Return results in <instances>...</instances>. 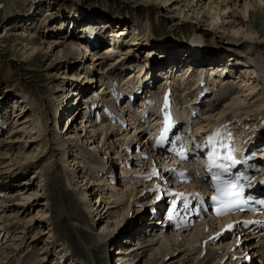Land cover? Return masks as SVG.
Segmentation results:
<instances>
[{
    "label": "bare ground",
    "instance_id": "bare-ground-1",
    "mask_svg": "<svg viewBox=\"0 0 264 264\" xmlns=\"http://www.w3.org/2000/svg\"><path fill=\"white\" fill-rule=\"evenodd\" d=\"M90 2L0 0V57L12 53L10 68L28 64L49 81L31 98L22 94L26 81L19 92L0 87V264H110L113 247L115 264H264V227L243 215L211 218L198 164L177 179L175 157L143 135L168 98L200 150L213 142L257 152L249 166H260L253 175L262 184L243 197L264 195V0H144L133 7L144 20L134 22L85 14L92 5H79ZM162 8L183 18H164ZM152 16L193 32L188 47L175 36L150 41ZM191 16L224 21L238 40L210 45ZM130 212L145 213L113 238Z\"/></svg>",
    "mask_w": 264,
    "mask_h": 264
},
{
    "label": "rangeland",
    "instance_id": "rangeland-1",
    "mask_svg": "<svg viewBox=\"0 0 264 264\" xmlns=\"http://www.w3.org/2000/svg\"><path fill=\"white\" fill-rule=\"evenodd\" d=\"M105 1L106 0H91V2L89 4L79 5V6L81 8L82 7L85 8L87 5H92L90 8L89 7H86V10H84V11H85V14H87V8H88V10L92 13V16H95V17H102L103 14H106V13L109 12L108 14L110 16H107L106 19L108 17L113 18V19L118 18V17H121L123 20H127L129 22H134L136 20L137 16H138V17H142V19L144 20V17H145L144 13L140 12L137 15V13L134 12L135 10L133 8V7H137L138 5H143V4H141V2H143L144 0H126L127 2L125 3V6H123V5H116V4L114 6H112V5L111 6H107L105 4ZM110 1H113V0H110ZM233 5L234 4H232L231 7L233 9H235V7ZM143 10H144V8H143ZM4 12L5 11L1 8L0 9V19L2 18ZM162 14H165L166 17L164 16V18H167V17H174V19H176V18L178 19V17H180V19L183 18V16L177 15L175 13H169L168 12L166 14V12H164V9L163 8H162ZM189 19L190 20L187 21V23L192 24L191 26H193V25L198 26L199 25L201 28H203L204 31H205V33L199 34V35L205 37L206 40H207V42L210 45L211 44L215 45L216 48L221 47L222 44H225L224 42H231V40L232 41L238 40L237 37H234L233 38V36H235V35L232 34L229 25L224 24V21H222V20H215V18L214 19L213 18L212 19H209L207 17H204V18L203 17L196 18L194 16L193 17L191 16ZM216 21H218V22H216ZM151 22L154 24V27H155L154 33L157 35V37H155L153 39L150 38V41H152L153 43H156V44L157 43L158 44H160V43H169L171 41H175L174 39H172L173 36H175L176 37V40H177V43L176 44H177V46L180 49H184V48L188 47V45H189V41L188 40H190L191 35H193L191 33H193V32H190L189 34L188 33L185 34V32H184L185 30L180 31V32H175L174 30H172L170 28L169 25H167V21H165L164 19H158L155 16H152ZM3 25H5V24H1L0 25V30H1V28H2ZM145 26L148 27L147 25H145ZM122 31L125 32V33L126 32L128 33L127 30H122ZM211 33L216 34V37L209 36ZM114 40H117V39L114 37ZM103 46H105V45H103ZM125 46H127V49L133 50L134 52L137 51V53L142 50V49L139 48V45H137V44L136 45L135 44L134 45L133 44H129V45H125ZM156 46H158V45H156ZM224 47H227V46L224 45ZM100 48H102V47H100ZM121 48H120V50H121ZM100 50L101 49L97 48L96 51L99 52ZM120 50H119V47H118L117 51H120ZM156 52H159V47L156 48ZM120 53H123V52L120 51ZM8 54H6L5 57H2V58L0 57V87L3 88L5 86H9L10 88L15 89L18 86L20 88H18V89L16 88L17 89L16 91L19 92V91H21L20 89L23 88V86L21 85V82H24L25 83V81H26L25 84L28 83L29 87H27V88L24 87L23 88V90H22L23 91L22 92L23 95L28 96L30 98L31 97H34L35 94L38 95V97L39 96H42V94L40 92H45V89H44L43 86H45L46 83L48 84V82H49L47 79H45V76H44L43 72L41 70H40L41 72L39 70L37 71L33 67H30L28 64H24L22 70H18L17 68H14V69L10 68L11 67L10 65L13 64V63H15V61H11V59H13L12 53H8ZM242 54H243V52L240 55H242ZM108 58H110V56ZM113 58L114 57H112V59ZM115 60H114V62H115ZM147 60L150 61V59H147ZM114 62H113V64H114ZM30 69H32V70H30ZM182 72H183V70H182ZM29 76H30V79H29ZM32 81H33V83H32ZM34 81H35V83H34ZM101 83L102 82H95L94 85H93L95 87H93V89H95V91L96 90L99 91L98 87L101 86ZM224 83H227V82H224ZM32 84H34L36 86L33 87ZM236 94H239V95H242V96L247 95V93H244V92H240V93H236ZM234 96L235 95H233V97ZM110 99H111V97L108 95L107 100H110ZM224 103H226V101ZM224 103H222V105ZM135 105H137V104H135ZM120 106L122 107L123 105H120ZM220 108H221V106H220ZM66 116L67 115L64 114V116L61 117V115L59 114L58 121H60V126H61V122L64 119H66ZM126 116L127 115H125V117ZM122 123H123V119H122ZM62 125L64 126L65 123L63 124V122H62ZM60 126L58 125L59 128H60ZM130 128L131 127L128 128V131L130 130ZM131 133H132V131H130L129 134L131 135ZM6 134H7V132H6ZM140 138H143V136L141 135V136L138 137V139H140ZM137 142L140 143V141H137ZM255 148H256V146H255ZM101 158L104 159L105 156H102ZM263 159H264V157H263ZM263 170H264V168H263ZM116 171H117L116 172V175H119L118 168H117ZM32 172H33V169L27 172V175H28L27 179H29V177H30V175H31ZM6 176H8V175H6ZM158 192L159 193H156V191L155 192L154 191L152 192V194H153V197H152L153 200L151 198L152 201H155V198L154 197L159 196L161 194V190L158 191ZM92 200L94 201V197H92ZM152 203H154V202H152ZM166 207H167V204H165V206H164L163 209H166ZM144 213H142L141 215H138V213H132V212H130L124 218V220H122L120 222V224H118V226L115 227V229H117V230H113V232H111L110 235L113 238H115L116 235L120 231L125 230L128 227H130V225L133 224L135 221H137L140 218V216L144 215ZM159 219L156 218L157 221ZM159 224H160V222H159ZM100 225H101V222L98 223V224H96V232L99 231L98 227ZM115 248L116 247L111 248V250H110V255L111 256H107L108 258H110L109 259V263L110 264H115V261L113 259L114 257L112 255V253L115 251Z\"/></svg>",
    "mask_w": 264,
    "mask_h": 264
},
{
    "label": "trees",
    "instance_id": "trees-1",
    "mask_svg": "<svg viewBox=\"0 0 264 264\" xmlns=\"http://www.w3.org/2000/svg\"><path fill=\"white\" fill-rule=\"evenodd\" d=\"M162 216V212H161V214L160 215H158V217H161Z\"/></svg>",
    "mask_w": 264,
    "mask_h": 264
},
{
    "label": "snow or ice",
    "instance_id": "snow-or-ice-1",
    "mask_svg": "<svg viewBox=\"0 0 264 264\" xmlns=\"http://www.w3.org/2000/svg\"><path fill=\"white\" fill-rule=\"evenodd\" d=\"M226 170V169H225ZM213 199H216L215 197ZM218 214H223V213H218Z\"/></svg>",
    "mask_w": 264,
    "mask_h": 264
}]
</instances>
